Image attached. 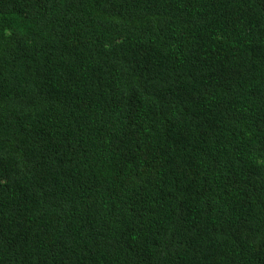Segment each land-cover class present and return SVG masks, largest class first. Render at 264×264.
<instances>
[{"label":"trees","instance_id":"16d2710c","mask_svg":"<svg viewBox=\"0 0 264 264\" xmlns=\"http://www.w3.org/2000/svg\"><path fill=\"white\" fill-rule=\"evenodd\" d=\"M0 264H264V0H0Z\"/></svg>","mask_w":264,"mask_h":264}]
</instances>
